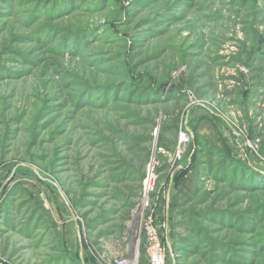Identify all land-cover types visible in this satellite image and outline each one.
I'll return each instance as SVG.
<instances>
[{
  "label": "rangeland",
  "instance_id": "374dc122",
  "mask_svg": "<svg viewBox=\"0 0 264 264\" xmlns=\"http://www.w3.org/2000/svg\"><path fill=\"white\" fill-rule=\"evenodd\" d=\"M157 244L264 264V0H0V264Z\"/></svg>",
  "mask_w": 264,
  "mask_h": 264
},
{
  "label": "built area",
  "instance_id": "2783aa9c",
  "mask_svg": "<svg viewBox=\"0 0 264 264\" xmlns=\"http://www.w3.org/2000/svg\"><path fill=\"white\" fill-rule=\"evenodd\" d=\"M151 260L153 264H164V253L158 244L152 249ZM110 264H127V260L123 257L115 258Z\"/></svg>",
  "mask_w": 264,
  "mask_h": 264
},
{
  "label": "bare ground",
  "instance_id": "6f19581e",
  "mask_svg": "<svg viewBox=\"0 0 264 264\" xmlns=\"http://www.w3.org/2000/svg\"><path fill=\"white\" fill-rule=\"evenodd\" d=\"M151 183H152V178H150V180H149V179L147 180V187H148L149 185H151Z\"/></svg>",
  "mask_w": 264,
  "mask_h": 264
}]
</instances>
